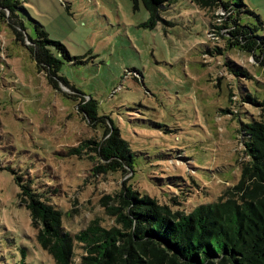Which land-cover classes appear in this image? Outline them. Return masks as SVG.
<instances>
[{"label":"rangeland","instance_id":"1","mask_svg":"<svg viewBox=\"0 0 264 264\" xmlns=\"http://www.w3.org/2000/svg\"><path fill=\"white\" fill-rule=\"evenodd\" d=\"M242 1L249 11L240 12V22L264 38V0ZM19 5L25 32L0 6V264H55L19 205L16 177L31 179L39 189L54 186L51 201L65 211L63 224L70 230L91 219L111 223L103 198L112 197L131 172L94 170L104 161L86 141L98 140L104 124L85 118L78 100L92 97L100 114L119 127L136 151V177L192 174L199 203L236 183L244 156L240 122L223 110L233 100L237 105L247 90L264 97V63L212 33L209 24L219 21L214 8L171 0L150 26L141 1L20 0ZM36 21L66 48L71 58L59 54L58 74L80 96L61 82L53 85L37 65L27 38L35 37ZM141 186L162 197L151 182Z\"/></svg>","mask_w":264,"mask_h":264},{"label":"trees","instance_id":"2","mask_svg":"<svg viewBox=\"0 0 264 264\" xmlns=\"http://www.w3.org/2000/svg\"><path fill=\"white\" fill-rule=\"evenodd\" d=\"M132 1L136 5L142 2L148 13L147 22L154 26L160 18L159 10L171 0ZM191 1L203 9L217 11L219 21L209 27L226 45L250 52V56L264 63V38L240 22V12L249 11L242 0ZM19 4L20 0H0V6L13 15L25 32L24 21L17 14ZM34 29L35 37L27 38L37 65L47 71L53 85L61 82L79 95L58 74L62 65L59 54L71 58L64 45L49 38L37 21ZM221 50L216 49L218 53ZM233 73L251 77L247 71ZM79 101L78 110L85 118L104 124L98 140L86 141L94 144V151L104 161L94 170L119 175L131 172V177L112 197L103 198L105 214L111 219L109 225L91 219L77 230L63 224L65 211L51 201L57 191L54 186L39 189L29 178H15L19 205L28 211L39 246L55 264H264V97L247 90L237 105H233V100L232 108L223 110L238 116L244 156L238 159L236 183L206 203L195 201L199 183L192 174L177 172L167 180L151 177L153 173H148L145 180L142 175L136 177V151L119 127L110 116L100 114L92 97ZM145 181L156 185L162 197L142 187Z\"/></svg>","mask_w":264,"mask_h":264}]
</instances>
